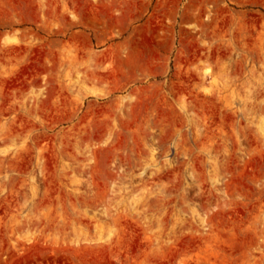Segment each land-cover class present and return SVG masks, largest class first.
Returning <instances> with one entry per match:
<instances>
[{"label": "rangeland", "instance_id": "374dc122", "mask_svg": "<svg viewBox=\"0 0 264 264\" xmlns=\"http://www.w3.org/2000/svg\"><path fill=\"white\" fill-rule=\"evenodd\" d=\"M0 264H264V0H0Z\"/></svg>", "mask_w": 264, "mask_h": 264}]
</instances>
